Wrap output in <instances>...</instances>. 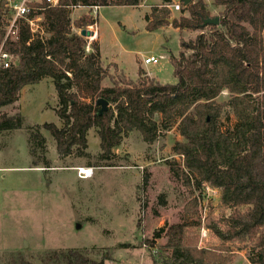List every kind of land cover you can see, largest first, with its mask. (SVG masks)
<instances>
[{"label":"trees","instance_id":"1","mask_svg":"<svg viewBox=\"0 0 264 264\" xmlns=\"http://www.w3.org/2000/svg\"><path fill=\"white\" fill-rule=\"evenodd\" d=\"M173 1L153 6L147 29L171 24L200 32L182 41L190 52L171 56L177 81L162 83L142 68L136 78L119 71L112 75L98 41L88 50L87 38L74 29L81 19L74 23L71 18L75 6H137L143 0H60L55 6L44 1L31 14L42 15L40 29L34 32L19 19L16 38H6L12 12L1 0L0 48L15 61L8 67L0 64V108L16 103L25 86L52 79L63 124L45 122L28 129L31 154L42 155L47 163L43 129L55 139L58 154L66 157L88 156V134L96 127L98 156L109 160L133 130L153 143L176 127L184 138L173 146L181 161L169 159L167 164L188 191L184 216L155 229L146 242L169 253L162 264H231L234 251L224 243L249 242L251 263L264 264V0H214L223 7L219 25L204 23L210 13L202 0L184 5L190 16L171 19L168 4ZM107 79L111 84H105ZM224 90L228 99L218 101ZM100 98L109 102L102 112ZM227 109L235 122L225 127ZM23 121L21 113H2L0 132L20 128ZM205 185L220 190L230 211L221 218L224 226L214 221L208 225L222 241L219 248L200 246L194 231L202 225L199 193ZM161 202L166 203L163 194ZM164 236L167 241L159 246ZM42 258L51 264H105V258H93L88 248L78 247L55 249ZM17 264L32 263L21 256Z\"/></svg>","mask_w":264,"mask_h":264},{"label":"rangeland","instance_id":"2","mask_svg":"<svg viewBox=\"0 0 264 264\" xmlns=\"http://www.w3.org/2000/svg\"><path fill=\"white\" fill-rule=\"evenodd\" d=\"M202 1L210 16L220 15L223 7L215 6L214 0ZM175 2L179 1L170 4ZM180 3V10L168 4L171 19L181 14L190 16L189 10L183 9L185 4ZM162 4L163 0H143L137 6H75L71 18L74 23L81 19V26L74 24L80 34L84 26L91 31L97 29L92 39L85 36L87 49L92 48V41H98L112 75L119 71L136 78L142 68L162 83H175L171 56L190 52L182 41L195 39L200 30L179 29L171 24L148 30L147 17L153 6ZM151 55L163 57L157 63L145 64L144 58ZM105 84L111 81L107 79ZM228 97L229 92L224 90L218 101ZM58 105L54 82L45 78L25 86L16 103L0 108V114L24 116L20 128L0 132V264H17L21 256L32 264H51L42 258L46 252L69 247L88 248L90 256L105 258V264H162L169 253L150 247L146 239L153 237L155 229L184 216L188 191L167 164L169 159L181 161L173 146L183 136L173 127L148 143L139 130H133L114 147L111 159L101 160L96 127L88 134L90 154L66 157L58 154L55 139L43 129L47 163L42 155L31 154L28 129L45 122L62 126L56 113ZM222 119L225 127L235 122L229 109ZM81 167L92 168L93 174L80 176ZM162 194L165 204L161 202ZM199 199L202 225L194 230L198 244L219 248L222 241L208 225L214 221L224 226L221 218L230 211L222 204L220 190L210 185H205ZM166 241L164 236L158 245ZM224 244L234 251L231 264H252L251 243Z\"/></svg>","mask_w":264,"mask_h":264},{"label":"built area","instance_id":"3","mask_svg":"<svg viewBox=\"0 0 264 264\" xmlns=\"http://www.w3.org/2000/svg\"><path fill=\"white\" fill-rule=\"evenodd\" d=\"M1 1V0H0ZM5 5L11 10L12 18L9 20V24L7 26V37L16 38L18 35V25L17 21L19 19L26 20L32 31L36 32L40 29L41 25H39V21L42 20V15H35L31 17L32 12L36 11V7L39 3H43L44 1L50 3L51 5L55 6L60 3V0H4ZM169 6L175 8L176 10L181 9V3L175 2L174 4H170ZM96 8H98L96 6ZM91 27V26H90ZM93 30V35L97 34V29ZM93 35L86 36L92 39ZM89 47V46H88ZM160 57H163L160 56ZM160 57L151 55L144 58L145 64L150 63H157L160 60ZM15 61V56L10 52H7L0 48V64L4 65L5 67L10 66ZM79 174L82 177H89L93 174L92 168H79Z\"/></svg>","mask_w":264,"mask_h":264},{"label":"water","instance_id":"4","mask_svg":"<svg viewBox=\"0 0 264 264\" xmlns=\"http://www.w3.org/2000/svg\"><path fill=\"white\" fill-rule=\"evenodd\" d=\"M177 1H179V2L182 1L185 5H188L191 2V0H177ZM204 7L205 6L203 5V8ZM204 23L206 25H219L220 24V17L219 16H208L207 18H205ZM81 35L91 36V35H93V31H91L86 26H84L83 29L81 30ZM98 103L102 105L101 112L107 110V108L109 106V102L106 99L100 98L98 100Z\"/></svg>","mask_w":264,"mask_h":264}]
</instances>
